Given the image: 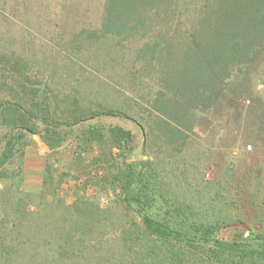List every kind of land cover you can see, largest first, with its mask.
Returning <instances> with one entry per match:
<instances>
[{"label": "rangeland", "instance_id": "1", "mask_svg": "<svg viewBox=\"0 0 264 264\" xmlns=\"http://www.w3.org/2000/svg\"><path fill=\"white\" fill-rule=\"evenodd\" d=\"M104 1L0 0V108L14 106L37 128L22 134L14 114L0 113V149L18 138L0 168V253L34 264H161L172 253L175 264H264L164 243L144 230L137 204L127 207L119 175L136 164L148 185L146 212L164 218L175 203L184 209L180 220L220 223L217 240L256 245L264 238V145L244 133L250 102L241 99L237 111L226 104L216 118L208 114L185 146H169L153 120L158 58H138L150 33L88 36L100 28ZM252 93L264 106V84L255 82ZM99 105L127 118H80ZM40 108L51 110L49 119L56 113L49 127L63 142L55 149L43 141ZM96 126L130 131L133 150L86 141ZM18 238L28 243L21 253L10 246Z\"/></svg>", "mask_w": 264, "mask_h": 264}, {"label": "trees", "instance_id": "2", "mask_svg": "<svg viewBox=\"0 0 264 264\" xmlns=\"http://www.w3.org/2000/svg\"><path fill=\"white\" fill-rule=\"evenodd\" d=\"M101 12L100 28L85 31L89 37L133 39L150 33L138 58H158L159 90L151 102L153 120L169 146H185L190 132L208 120V114L212 113L216 118L226 104L237 111L243 108L239 103L241 99L250 102V106L244 107L246 116L240 125L244 133L251 132L259 144L264 145V106L256 105L252 95L255 82L264 84V0H105ZM18 65L26 71V63ZM76 104L80 106L78 99ZM4 110L14 114V127L19 126L22 134L37 132L28 114L11 105L2 106L0 113ZM39 112L42 115L38 119L47 126L43 141L51 149L61 146L63 137L56 131V126L49 127L56 122V113L49 119V108L44 111L40 108ZM84 114L80 118L86 120L102 116L127 118L119 110L101 105L90 107ZM141 130L145 137V128L141 127ZM92 138L108 139L120 152L133 150V134L121 127H92L84 139L90 141ZM17 139L13 137L5 143L4 149H0V168L12 154ZM136 166L126 165L121 170V194L127 207H132V202L138 205L132 210L150 236L180 247L211 248L212 258L226 256L264 262V238L256 245L217 240L214 234L220 223L215 226L199 219L180 220L185 216L181 214L184 209L175 203L166 209L164 218L146 212L142 202L148 197L147 189L142 188L148 185L143 186L142 179L146 177L136 171ZM136 182L139 184L134 188ZM172 211L174 215H171ZM27 244L18 238L13 239L10 246L21 253ZM174 254L159 261L175 264ZM4 256L0 253V264H34L23 254Z\"/></svg>", "mask_w": 264, "mask_h": 264}]
</instances>
